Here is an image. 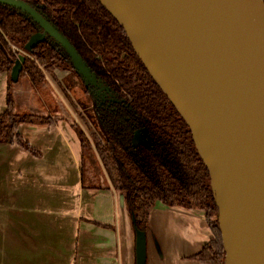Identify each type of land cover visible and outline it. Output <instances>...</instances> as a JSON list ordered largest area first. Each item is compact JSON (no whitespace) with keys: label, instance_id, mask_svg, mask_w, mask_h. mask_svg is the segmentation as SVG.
I'll list each match as a JSON object with an SVG mask.
<instances>
[{"label":"trees","instance_id":"obj_1","mask_svg":"<svg viewBox=\"0 0 264 264\" xmlns=\"http://www.w3.org/2000/svg\"><path fill=\"white\" fill-rule=\"evenodd\" d=\"M16 1L34 9L71 45L96 82L80 76L67 52L48 34L31 51L25 50L29 39L43 29L22 10L0 3V75H7L0 144H16L33 153L18 132L21 124L51 127L59 120H69L70 113L53 97L51 82L61 86L88 130L77 123L71 125L83 153V187L100 186L99 175L85 156L91 152L111 189L123 195L134 237L136 232L146 233L156 203L198 211L211 237L187 259L197 264H224L218 208L190 129L149 75L118 22L97 0ZM20 57L21 71L13 82L11 69ZM56 72L66 75L58 80ZM71 75L79 78L92 97L86 106L91 110L89 116L62 84ZM38 92L48 95L56 106L54 116L41 115L43 111L32 105L39 100ZM139 131H144L148 145L133 144Z\"/></svg>","mask_w":264,"mask_h":264},{"label":"water","instance_id":"obj_2","mask_svg":"<svg viewBox=\"0 0 264 264\" xmlns=\"http://www.w3.org/2000/svg\"><path fill=\"white\" fill-rule=\"evenodd\" d=\"M118 22L149 75L188 125L218 208L224 264H264V3L262 0H97ZM22 10L95 77L34 9ZM23 58L10 78L17 81ZM121 194V193H120ZM121 202L124 204L123 195ZM135 264H146V233H135Z\"/></svg>","mask_w":264,"mask_h":264},{"label":"crops","instance_id":"obj_3","mask_svg":"<svg viewBox=\"0 0 264 264\" xmlns=\"http://www.w3.org/2000/svg\"><path fill=\"white\" fill-rule=\"evenodd\" d=\"M65 75L56 72L58 80ZM6 92L7 75L1 74L0 113ZM52 94L59 98L56 91ZM69 115L51 127H18L33 153L16 144H0V264H135L131 218L91 152L85 156L100 186L83 187V153L71 127L79 124ZM140 138L136 134L133 142ZM168 208L174 209L156 203L150 210L147 227L159 249L146 237V264H197L187 258L211 237L203 215Z\"/></svg>","mask_w":264,"mask_h":264},{"label":"rangeland","instance_id":"obj_4","mask_svg":"<svg viewBox=\"0 0 264 264\" xmlns=\"http://www.w3.org/2000/svg\"><path fill=\"white\" fill-rule=\"evenodd\" d=\"M52 86H53V91H56L57 95L59 98H55L58 99L60 102L63 101V103H65V105L67 106V108L69 109V112L71 114V117L73 118V120L77 121L79 124V127H81L84 131H86L88 133V130L85 129V126L83 125L80 117H79V110H75L72 109V107H70L69 105V101H67L68 99L66 97L63 96V92L61 90V86H57L55 83L51 82ZM63 86L68 90V93L71 95V97L74 99L76 105L78 106V108L84 112V114H86L87 116H89L91 113L90 109H86V106L89 105L90 100L92 99V97L90 96L89 93L86 92L85 90V85L82 84L79 81V78L76 75H71L68 78L64 79L63 81ZM36 97L39 98V100H37V98H33V100H37L36 102H34L32 105L35 106L37 109L43 111V112H39V114L44 115V116H54L55 110L57 109L56 106H54V104L52 103L51 100H49V98L45 95H43L42 93H36L35 94ZM62 101H61V100ZM51 101V102H50ZM144 140V137L140 138L139 141L137 140V142ZM167 209H174V208H168L166 206ZM174 211V210H173ZM165 216V215H163ZM166 216L170 217L169 213L166 214ZM151 217L154 219L156 216L154 215V213L151 214ZM155 234H153L152 229L150 227H147L146 230V237L147 240L150 244H153L156 248H158V240L156 239V237H154ZM159 249V248H158Z\"/></svg>","mask_w":264,"mask_h":264},{"label":"flooded vegetation","instance_id":"obj_5","mask_svg":"<svg viewBox=\"0 0 264 264\" xmlns=\"http://www.w3.org/2000/svg\"><path fill=\"white\" fill-rule=\"evenodd\" d=\"M136 134H139L140 135V137H144V142L141 140L140 142H133V144H135V145H137V144H144V145H148V141H147V139H146V136H145V134H144V131H139V132H137ZM136 134H135V136H136ZM134 136V137H135ZM134 139V138H133ZM105 176V175H104ZM105 178H106V176H105ZM106 180H107V178H106ZM108 182V181H107Z\"/></svg>","mask_w":264,"mask_h":264}]
</instances>
